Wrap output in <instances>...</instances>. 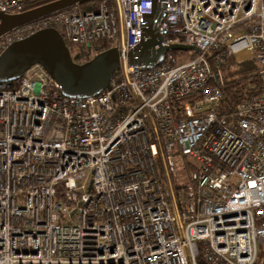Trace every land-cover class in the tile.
<instances>
[{"label": "built area", "instance_id": "obj_1", "mask_svg": "<svg viewBox=\"0 0 264 264\" xmlns=\"http://www.w3.org/2000/svg\"><path fill=\"white\" fill-rule=\"evenodd\" d=\"M26 2L0 0V11ZM144 12V0L76 3L0 35V51L46 26L119 50L96 94L64 95L37 63L0 80V264L253 263L264 242V0H155ZM170 44L197 49L150 59ZM242 52L260 92L227 110L220 64ZM187 155L192 181L176 187Z\"/></svg>", "mask_w": 264, "mask_h": 264}, {"label": "water", "instance_id": "obj_2", "mask_svg": "<svg viewBox=\"0 0 264 264\" xmlns=\"http://www.w3.org/2000/svg\"><path fill=\"white\" fill-rule=\"evenodd\" d=\"M84 0H49L19 12L0 11V35L24 22L59 8L74 5ZM155 0H144V16L150 19ZM168 48H193V45L170 44L160 47L150 59L160 60ZM119 50L109 46L97 51L83 62L72 59L68 45L60 32L46 26L10 41L0 51V80L20 77L32 64H39L60 86L64 95L96 94L108 86L113 72L118 68Z\"/></svg>", "mask_w": 264, "mask_h": 264}, {"label": "trees", "instance_id": "obj_3", "mask_svg": "<svg viewBox=\"0 0 264 264\" xmlns=\"http://www.w3.org/2000/svg\"><path fill=\"white\" fill-rule=\"evenodd\" d=\"M49 0H27L24 9L39 5ZM100 0H84L77 3L78 8L83 11L93 10ZM109 2V0H105ZM68 45L72 59H79L84 56L89 58L94 52L109 47L110 40L101 38L90 42L88 45H78L69 42L63 38ZM222 83L220 88L222 91V102H224L227 110H230L238 101L253 96L260 92V82L258 78V64L255 59L250 56L243 59H236L234 56H226L221 64ZM183 167V166H182ZM194 164L190 163L189 169ZM192 181L191 175H187V182ZM178 183V184H177ZM175 186L184 183L177 182ZM197 264H206L201 258L197 257ZM252 264H264V242L259 244L256 257Z\"/></svg>", "mask_w": 264, "mask_h": 264}, {"label": "rangeland", "instance_id": "obj_4", "mask_svg": "<svg viewBox=\"0 0 264 264\" xmlns=\"http://www.w3.org/2000/svg\"><path fill=\"white\" fill-rule=\"evenodd\" d=\"M189 52H190V50H187V53H189ZM232 56H234L236 59H243V58L250 57V54L242 52V53L238 54L237 56L236 55H232ZM220 71H221V68H220ZM221 74H222V71H221ZM175 160H176V163H178V175L175 177H172L171 181L173 183H177V182L185 183L187 181L188 172L190 171L189 164L187 162L189 161V162L195 163V160L193 157H191L189 155L176 157ZM182 165H184V166L182 167Z\"/></svg>", "mask_w": 264, "mask_h": 264}, {"label": "flooded vegetation", "instance_id": "obj_5", "mask_svg": "<svg viewBox=\"0 0 264 264\" xmlns=\"http://www.w3.org/2000/svg\"><path fill=\"white\" fill-rule=\"evenodd\" d=\"M74 61H77V59L73 58Z\"/></svg>", "mask_w": 264, "mask_h": 264}]
</instances>
